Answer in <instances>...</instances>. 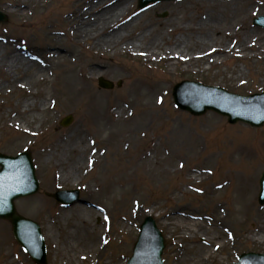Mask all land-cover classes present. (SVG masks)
<instances>
[{
    "label": "rangeland",
    "instance_id": "obj_1",
    "mask_svg": "<svg viewBox=\"0 0 264 264\" xmlns=\"http://www.w3.org/2000/svg\"><path fill=\"white\" fill-rule=\"evenodd\" d=\"M6 1L0 0V12L5 16L0 21V52L9 53L22 43L43 63L50 62L51 68L41 81L33 77L38 75L35 69L17 72L20 79L32 77L30 92L36 105L52 100L48 95L40 98L35 92L62 91L58 101L42 115L33 111L20 118L14 113L26 99H32L28 91L12 89L10 80L16 74L0 69V153L13 156L27 149L32 156L38 191L16 199L14 206L19 215L39 224L46 264H126L147 219L153 220L164 239V264L189 260L192 251L187 247L199 244L213 249L205 245L209 241L223 246L217 252L220 261L213 264L237 263L247 253L264 255V246L250 239L252 235H264V205L257 200L258 180L264 169V124L255 127L240 121L229 123L226 116L213 111L193 115L175 106L172 96L178 84L182 92L187 91L190 86L183 85L186 81L220 86L240 95L264 92V58H240L239 51L231 54L236 49L242 51L237 46L251 30L254 33L244 51L251 54L258 49L264 55V28L252 24L255 16L264 15V0H162L142 11L137 9L138 0L129 2L121 23L137 17L126 30L131 39L147 28L159 30L152 33L157 36L165 30L166 45H172L168 41L178 31L167 33V28L184 25L185 20L193 25L210 15L216 19L218 28L208 31L203 44H192L190 37L189 51L204 52L212 46L231 50L223 49L224 54L215 55L219 60L216 66L203 72H196L194 66L193 73L183 72L181 63L167 72L162 62L148 65L141 56H110L109 50L91 48V41L73 40L68 20L62 18L66 19L64 15L69 11L82 10L88 0L24 4L21 16L11 13L13 7ZM231 30L235 32L230 34ZM53 47L66 53L63 58L50 61L48 50ZM223 57L225 60L220 61ZM93 62L101 66L91 67ZM92 68L100 74L87 79L83 75ZM73 75L79 82L75 98L63 92L68 86L66 80ZM99 78L114 86L99 87ZM211 115L222 126L211 132L199 131L197 124L202 116ZM13 117L19 119L22 129L11 123ZM68 118V124H62ZM140 122L151 123L147 128ZM134 123L138 127L131 130ZM169 125L190 130L169 133ZM74 143L79 149L83 147L82 163L72 177L63 180L61 169H68L78 155L69 149ZM168 152L178 154L171 160ZM61 162L65 163L61 166ZM197 174L204 176L202 181L192 179ZM63 189L78 190V203L92 212L86 215L89 221L69 218L67 212L72 205L62 207L54 197ZM172 214L201 223L196 238L189 229L180 233V226L168 229ZM87 222L88 227H100L82 233L85 227L80 223ZM205 229L215 231V235ZM84 240L93 248L82 245ZM249 258L242 263L260 264L253 262L255 257ZM0 264H36L13 238L6 219H0Z\"/></svg>",
    "mask_w": 264,
    "mask_h": 264
},
{
    "label": "bare ground",
    "instance_id": "obj_2",
    "mask_svg": "<svg viewBox=\"0 0 264 264\" xmlns=\"http://www.w3.org/2000/svg\"><path fill=\"white\" fill-rule=\"evenodd\" d=\"M42 1V2H41ZM45 0H7L5 3L11 8L9 11L15 15H22L24 12L22 11L21 7L25 4L28 5L30 3L35 2H41L38 4L39 6H43ZM127 1V2H126ZM224 1V0H223ZM129 2H132V0H88L87 2H84L82 10L77 9L76 11H69V13L65 14L64 17L66 19L62 18V21L67 22L69 24L68 31L70 32V36H72L73 40L76 42H92L91 48H96L98 50H104V51H110L109 55L114 56L117 54H127L131 57H140L144 62H146L148 65L151 64V62H162L164 63L165 69L167 72H171L174 65H178L181 63V69L183 72H189L193 73L194 66L197 68L196 72H203L205 71V68L211 69L212 67L216 66L217 63H219L217 57L215 55L218 53L224 54L222 51L223 49H226L225 51H230L231 49L224 48L221 46L217 47H207V49L204 52H198V53H191L189 51V44H190V37H192V44H197L198 42L203 44L205 41V38H208L206 34H208V31L210 29L216 30L218 28V25L216 23V19H214L211 15L208 18L205 19H199L195 24H191L188 20H185L184 22L186 24L181 25L179 27H170L167 28V33H178L174 35V39L171 41L169 40L166 45V38H165V30L161 31L158 36L155 35L159 32L157 29L151 30V28H147L145 30H141L140 34L135 37L134 39H131L129 34L126 33V30L132 24L134 21H136V18H132L131 21L127 19L124 23H121L122 17L126 13L128 9ZM220 4V3H218ZM45 6L44 8H46ZM185 12V11H184ZM69 17V18H68ZM182 17H186L183 14ZM211 21V22H210ZM48 24V23H47ZM144 28V27H143ZM245 28L243 29V31ZM217 34L218 31H216ZM230 34H233L235 31L231 30L229 31ZM155 33V34H152ZM254 32L251 30L248 31V33L244 34V38L237 47H241L242 51L236 49L231 52V54H235L236 51H239L240 53H237L240 58H253L255 55L258 56L260 59L264 55L261 53L260 50L256 49L255 52L249 54L248 52L244 51L245 48H247L248 44L246 43L249 39V37ZM256 36V34H254ZM258 36V35H257ZM204 40V41H203ZM54 41H58L57 38H54ZM146 43H143V42ZM207 41V40H206ZM165 43V47H162L161 44ZM249 43V42H248ZM175 44V45H174ZM251 44V41H250ZM174 45V46H173ZM27 45L19 43L17 44L16 48L10 51L9 53L3 54V52H0V69H5L7 73H14V75L11 78V84L13 85L12 89L20 90L24 89L28 91V95L32 100L26 99L25 103L20 105L19 110H17L14 114L16 116H19L20 118H25V116L30 115L31 112L36 111L40 112L42 115V111H47L48 108L54 103V101H58L57 97L62 93V91H53L52 89L47 92H35L37 96L40 98H46L44 96L48 95L49 99L52 100L51 103H44L40 102L38 105H36L35 101L33 100L32 93L30 92V80H33L32 77H27L26 79H20L19 76L20 73H17L20 69H22V74L29 72L31 69H35L38 72L37 76H33L36 78H39L38 80L41 81V79H44V74L48 72V70L51 68V64L49 63H43L41 61V58L33 53L27 50ZM54 49L48 50L50 61L51 59H58L63 58V56L66 54H61L60 49L57 47H53ZM221 50V51H220ZM217 54V55H218ZM261 55V57H260ZM225 57V56H224ZM221 58L220 61H224L225 58ZM93 67L94 65L96 67L101 66L98 62H93L91 64ZM200 67V68H199ZM236 70V69H235ZM195 72V71H194ZM100 74L96 69L88 70L87 73H84L83 76H85L87 79H92L93 74ZM81 77V76H79ZM102 77V76H99ZM78 77L75 75L70 76L66 81L68 86H66L63 90L65 93H71V98H75L76 93L78 92V84L79 82L76 80ZM18 80V81H17ZM100 81L107 82L104 78H99ZM98 80V82H100ZM37 81V80H36ZM46 81L51 82L52 80L46 79ZM23 82H26L23 84ZM197 85H202L203 83H200L198 81H193ZM32 84L33 81H32ZM33 86V85H32ZM203 86V85H202ZM214 86V85H213ZM220 87V86H217ZM51 93V94H50ZM180 109V107H178ZM120 112V111H119ZM17 117H13L10 119L11 123L14 125H17L19 129H22L21 122H19V119H16ZM35 118V117H34ZM214 120H213V119ZM146 120V118H144ZM202 122L197 124L199 127V131L202 132H211L214 130H218L219 126H222L221 122L215 121L216 117L209 116L205 117L202 116ZM156 120V119H155ZM151 122H140V126L147 127L150 126ZM216 123L217 125L212 126V124ZM137 124L134 123L131 130L137 129ZM188 131L190 128L188 127H178V126H172L170 127L167 132H175L176 130L181 131L184 130ZM174 130V131H173ZM192 131V130H191ZM193 132V131H192ZM83 148V147H82ZM82 148H78V143L72 144L69 149L70 151L73 149L75 152H78V155L75 157V160L68 166V169H61V178L65 180L66 177H72L76 171H78L81 163H82ZM29 151V150H28ZM81 153V154H80ZM77 154V153H76ZM177 153L168 152L167 156H169V159L174 160V156ZM51 157V156H50ZM49 157V161H50ZM53 159V157L51 158ZM145 160H147L146 156L144 157ZM65 162H61V166ZM64 167V166H63ZM198 175V176H197ZM196 177H193L192 179L202 181V177H204L201 174H197ZM201 177V178H200ZM69 179V178H68ZM66 179V180H68ZM197 182V181H196ZM220 190V189H217ZM219 192V191H217ZM216 193V190H215ZM212 193V196L215 194ZM216 196V195H215ZM81 198H76L73 201H70V205H72L69 212H67L69 218L71 217H77L79 219H84L86 221H89L86 218V215L89 216L92 212L88 209H85L86 206L81 205L78 203L77 200H80ZM170 221L166 224L168 229H179L177 226L182 227L181 232L184 230L189 229L191 232V235L195 236V232L201 228V223L196 221H189L185 218V216H177V215H169ZM103 222V221H102ZM264 222V221H262ZM183 223L185 225H183ZM87 223H80L82 227L81 228L82 233L84 230L87 229L88 232H94V230L97 227H100L97 225V227L93 225H89L88 227ZM179 224V225H178ZM262 231L264 232V224H261ZM206 233L211 232L208 229H205ZM211 236L215 235V231L210 233ZM185 237V236H184ZM193 237V236H192ZM250 239L254 242L258 241V244L260 246H264V235L261 234L260 237H254L252 235ZM193 241V240H192ZM80 242V241H79ZM82 243V242H81ZM216 245L207 242L205 245L213 247V249H206L204 246L197 244L196 247H187L190 251H192V255L187 257V259H182V264H213L214 262L220 261L221 257L218 256L219 253L218 249L223 248L221 245ZM82 245H87L89 248H93V244L89 241L84 240ZM183 247V246H182ZM181 247V248H182ZM177 249H180V246H176ZM214 250V251H212ZM216 250V251H215ZM179 255V253H178ZM179 256H177V261ZM183 258V257H182ZM70 261L73 259L72 257H69Z\"/></svg>",
    "mask_w": 264,
    "mask_h": 264
},
{
    "label": "water",
    "instance_id": "obj_3",
    "mask_svg": "<svg viewBox=\"0 0 264 264\" xmlns=\"http://www.w3.org/2000/svg\"><path fill=\"white\" fill-rule=\"evenodd\" d=\"M146 2H140L143 7ZM5 17L0 13V20ZM198 87L193 88L190 83L183 85L190 86L187 91L182 92L179 84L175 86L173 96L175 103L192 114H202L206 110H213L222 115L228 116L230 123L237 121L247 122L254 126L264 124V92L249 96H241L220 88L202 86L192 83ZM100 85L110 88L112 84L100 81ZM184 95H187L185 98ZM68 120L65 121V124ZM260 184L262 192L260 201L264 202V172ZM38 190V182L35 176L29 152L19 153L17 156H7L0 153V218H7L13 226V233L16 239L26 245L33 243L38 249L37 259L44 261L43 244L38 226L30 220L18 215L15 211L13 200L35 193ZM262 199V200H261ZM62 200V199H58ZM163 238L157 230L152 219H147L141 225L138 240L133 249V255L128 264H162L161 252ZM41 251V253H40ZM258 262L264 261V256L250 254ZM249 255V256H250ZM244 258L247 255H243Z\"/></svg>",
    "mask_w": 264,
    "mask_h": 264
}]
</instances>
